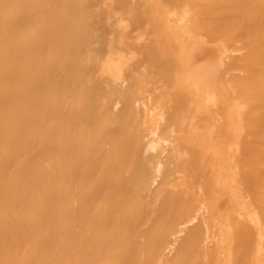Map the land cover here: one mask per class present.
Here are the masks:
<instances>
[{
  "label": "bare ground",
  "instance_id": "bare-ground-1",
  "mask_svg": "<svg viewBox=\"0 0 264 264\" xmlns=\"http://www.w3.org/2000/svg\"><path fill=\"white\" fill-rule=\"evenodd\" d=\"M156 2L146 1L152 10L146 17V47L151 68L165 59L169 80H164L172 86L164 89L154 74L146 73L147 80L140 65L132 66L136 54L126 56V50L122 55L108 50L98 70L85 64L84 76L83 0H0V264H201L202 258L205 264H264V0H178L166 10L155 9ZM139 5L138 16L144 3ZM85 10L92 17L94 11ZM123 22L118 23L121 38L129 27ZM235 50L246 52L235 56ZM128 63L138 72L128 73ZM96 72L113 80L133 72L136 100L144 97L148 103L141 99L136 105H147L143 116L149 124L169 103L165 91L178 94H171H176L172 100L184 111L171 116L174 106L166 116L179 118L184 127L179 138V131L176 136L175 129L160 128L176 136L174 142L170 137L174 145L166 164L130 154L131 147L140 152L147 128L154 125H145L139 131L146 135L136 138L141 123L134 129L130 118L139 112L135 94H126L133 99L121 118L106 114L109 120H101L97 88L85 85L98 81ZM229 85L241 98L252 95L242 102L255 111L246 121L248 137L236 102L230 101L234 109L224 106ZM154 123L156 128L148 130L150 149H164L163 134L154 138L159 122ZM197 167L205 171L207 192L204 185L193 186L202 179L192 171ZM167 208L175 214L165 221L161 213L168 214ZM194 211L195 219H202L194 229L201 228L182 242L170 241L186 230V212ZM211 240L215 253L209 251Z\"/></svg>",
  "mask_w": 264,
  "mask_h": 264
},
{
  "label": "rangeland",
  "instance_id": "rangeland-1",
  "mask_svg": "<svg viewBox=\"0 0 264 264\" xmlns=\"http://www.w3.org/2000/svg\"><path fill=\"white\" fill-rule=\"evenodd\" d=\"M136 1V0H135ZM135 1H130L131 3H133V4H131L130 2H128L127 0H122V2H121V0L119 1V0H112V1H105V0H83V4H82V7L84 8V12L82 13V27H81V31H82V33H81V38L83 39V44H84V56H83V58H85V61H82V69H85V64L89 67L90 65V67H95L97 70H98V65H99V68H101L100 66H101V64H102V60H104V58H105V55L108 53V50H111V51H114L116 54H121V52L123 51V50H126L125 52L123 51V53H125V55L127 56V53H128V56L130 57L131 55H132V53H135L136 55V58H135V60H132V61H134L133 62V64H132V66H134V64L136 63L137 65H140L139 67L141 68L142 67V65L144 66V67H142L141 68V70H140V68L139 67H136V68H134V70H132V67L130 68V70L131 71H135V70H137L136 72H138V68H139V72L140 71H143L145 74H143V72H140V74H142L143 75V77L144 76H146L148 73H152V74H154L155 75V80H156V82H158L157 84H158V86H159V88H162V89H164L165 87H167L168 85H171V84H166L165 83V80H166V82H168V80L165 78V77H167V75H165L166 73L168 74V71L166 70V68L168 67H166V65H164L165 64V59H163L162 60V58H161V60L164 62V64L162 63V61H160V59L158 60L157 58H160L159 56H158V54H157V56H156V60H158L159 61V64L161 65V67H160V65L158 64H155L156 62H158V61H156V62H153V64L154 65H156V67H154V68H156V69H153V68H151L150 67V63H149V54L148 53H150V52H148L149 51V49L147 50V47H146V44H148V33H145L146 32V28H147V16L149 15V11L151 10V6H150V4L149 3H146V1L147 0H141L142 2H138V0L135 2ZM144 1V2H143ZM158 3H157V2ZM117 2V3H116ZM140 3V4H143L144 3V5H142V7H141V9L140 10H143V13L144 12H146V10H147V15H146V13H144V15H143V13H142V16L140 15V13L142 12V11H140L139 10V16H138V10L137 9H139L140 8V5L138 6V7H136L137 6V4L138 3ZM155 2L157 3L156 5H154V4H152L153 5V7L155 8V9H157L156 7H158L159 6V9H162V10H166V8H167V5L169 6V7H171V9H173L174 8V5L175 4H177V3H179L178 2V0H174V3H172L173 2V0H155ZM175 2H177V3H175ZM118 3H121V5L120 4H118ZM136 3V4H135ZM171 3V4H170ZM122 4H124V5H122ZM127 4V5H126ZM147 4H149L148 6H147ZM131 5V6H130ZM146 5V6H145ZM172 5V6H171ZM87 6V8H88V10H89V12L90 11H94V13H93V15H92V17H89L88 16V14L85 12L86 10H85V7ZM117 6H120V7H117ZM136 7V8H132V7ZM165 6V7H164ZM173 7V8H172ZM175 7H176V5H175ZM121 10H120V9ZM130 8H132V10H134V11H132ZM114 9V10H113ZM126 9V10H125ZM144 9H145V11H144ZM118 12H117V11ZM130 11V13H128L129 11ZM114 11V12H113ZM128 11V12H127ZM136 11V12H135ZM152 11V10H151ZM126 12L128 13V15L129 16H131V18H129V16L128 15H126ZM116 13H117V15H116ZM133 13H135V15H133ZM112 15V16H111ZM124 15H126V16H124ZM144 16V17H143ZM114 17V18H113ZM118 17V18H117ZM122 17V18H121ZM128 17V18H127ZM139 17H140V19H139ZM141 18L142 19H145V20H142V21H140L141 20ZM159 17H156V19L157 20H160V19H162V18H159ZM108 21H107V20ZM126 19V20H125ZM147 19V20H146ZM122 20H124V22L123 23H129V27L126 29V30H124L123 32H125L124 33V35H125V38H121L119 35L117 36V34H119L118 32H119V27H118V23H121L122 22ZM146 23V24H143L142 25V23ZM141 25V26H140ZM146 27V28H145ZM112 31V32H111ZM121 31V30H120ZM114 32H116V36H113L112 37V35H114V34H112V33H114ZM94 35H96L93 39L91 38L92 36H94ZM88 36H89V38H88ZM115 37L117 38V39H115ZM127 38H129V39H127ZM125 40V42H127V44H123L122 42L123 41H121V40ZM106 40H108V41H106ZM115 40H117V41H115ZM109 41H111V43L109 42ZM115 41V42H114ZM119 41V42H118ZM114 42V43H113ZM90 44V47H88V45ZM239 44H241V42L240 43H238V45ZM242 45V44H241ZM148 46V45H147ZM241 47V46H240ZM133 50V51H132ZM121 51V52H120ZM128 51V52H127ZM147 51V52H146ZM175 51V50H174ZM106 52V53H105ZM127 52V53H126ZM245 52H246V50H245ZM244 52V50H242V52H236V50H235V52H233L232 54H236L235 56H238L239 54H241V53H245ZM139 54V55H138ZM122 55V54H121ZM125 55H123V57H124V59H126L127 57H125ZM134 55V54H133ZM147 55V56H146ZM242 55V54H241ZM240 56V55H239ZM104 57V58H103ZM128 57V58H129ZM145 57V58H144ZM133 58V59H134ZM171 58V57H170ZM173 58V57H172ZM89 59V61H87V60ZM100 59H101V61H100ZM146 59V60H145ZM128 60V59H127ZM140 60V61H139ZM87 61V62H86ZM142 61V62H141ZM89 62V63H88ZM138 62V63H137ZM145 62V63H144ZM162 64H161V63ZM129 63H130V65H131V62L129 61ZM129 63H128V73H129ZM143 63V64H142ZM142 64V65H141ZM162 65H164V67H166V68H164ZM87 67V68H88ZM163 67V70L161 69ZM159 68V69H158ZM144 69V70H143ZM146 69H147V71H146ZM150 69H152V71L154 70V72H152V71H150ZM157 69H158V72H157ZM161 69V70H160ZM126 70H127V68H126ZM159 70H160V72H159ZM169 70V69H168ZM85 71V73H86V71H88V69H85L84 70ZM161 71H165V72H161ZM133 72H131L132 74H133ZM156 72V73H155ZM236 72H238L239 73V71H236ZM84 73V74H85ZM98 73V74H97ZM131 73L130 74H127V73H125V77H123V78H121V79H118V80H113V79H111L110 78V76L108 75V74H105V75H103V73H100V72H96V75H95V77L94 78H96V77H98V81H96V79L95 80H93L94 82H89V84H87V82L85 81V85L87 86V87H89V86H92V87H95V88H97V99L99 100L100 99V102H98L99 104H100V107H99V104H98V110H102L103 111V117H100L101 118V120H104V118H106L107 120H109V118H108V116H110V115H117V116H115L116 118L119 116V118H121V116H123V114H124V112H123V110H126V112L128 111V107H126V103H127V105L129 106V103H128V100L129 99H133V98H129L128 100H127V96H126V94L128 95L129 94V92H130V97H134V94H135V98H134V100H132V101H135V102H133L135 105H136V103H140V104H143V102L142 101H146V99H144V97L142 98H140L139 97V99L141 100L142 99V101H138L137 102V100L136 99H138V94H136V92H133V81H132V79H133V77L131 78V76H129V75H131ZM135 73V72H134ZM147 73V74H146ZM101 76H100V75ZM160 76H159V75ZM163 74V75H162ZM85 77H87V73L84 75ZM107 76V77H106ZM162 76H163V78H162ZM129 77V78H128ZM93 78V79H94ZM145 78V77H144ZM148 78V75H147V77H146V79ZM164 78H165V80H164ZM169 78V77H168ZM86 79V78H85ZM129 79H130V81H129ZM149 79V78H148ZM147 79V80H148ZM159 80H161L162 81V83L159 81ZM132 81V82H131ZM160 82V83H159ZM112 85H111V84ZM170 83V82H169ZM115 84V85H114ZM161 84H165L164 86H160ZM167 85V86H166ZM231 85V84H230ZM230 85H229V88H230ZM112 86H114V87H116L117 89V91L118 92H116L115 90H113V88H112ZM172 86V85H171ZM119 87V88H118ZM169 87V86H168ZM234 88V90H235V88L236 87H233ZM233 88H230V89H228L227 91V93H228V97H229V91L230 90H232V91H230V92H232L231 93V95H230V97H229V99H227L228 97H226V94H225V97H224V101H225V103H226V105H224L225 107L227 106V108H229L230 106H231V109L233 108L234 109V104H233V107H232V102L233 103H235L236 102V104H237V107L239 106V109L236 107L235 108V110L236 111H238L239 110V112L241 113V114H243V115H241L242 117H239V120L242 122V124H244V137L246 136V134H248V136H250L249 135V133L248 132H250V128L248 129V124H247V120L249 121V123L251 122V119H249L250 117H251V115L252 114H255V111H251V108L249 107V109H248V111H247V108H246V105L247 104H245V105H243V103L245 102V103H248L247 101H245V99L247 100L248 99V101L250 100V97L252 96V95H250L249 96V93H248V95H247V98H246V96L244 95V97L243 98H241L240 96H238L239 94H241V93H238L237 91H235L236 93H234L233 94ZM237 90V89H236ZM114 91V92H113ZM135 91V90H134ZM171 94H174V93H176L174 90H172L171 89ZM239 91V90H238ZM166 93L164 94V95H167V97H169V98H167V97H165V98H167L168 100H169V103H168V101H166V100H164V104L166 103H168L167 105H164V107H161V108H163V110L162 111H158V109L156 110V112H155V115H154V119H156V117H157V120H154V119H152V120H154L152 123L154 124H149L150 123V121L149 122H147L148 120V118L145 116H143V114H144V110H145V106L147 107V105H144V107H141V106H139V105H136V106H139V107H141V108H139V107H136L137 108V112H138V117H135V116H137V115H135V116H132V117H130L131 118V120H132V123L131 122H129V123H131L132 125H134V129H135V124H136V122H140L141 124V126H142V124H143V126L141 127V126H138L139 125V123L137 124V126L139 127V129L137 130L136 129V131H138L139 133H141L140 131L142 130V132H143V129H144V131L146 130V126L148 127L149 125L150 126H155V121L158 123V124H156V125H158V127L157 128H159V130L157 129V136H155L154 135V138L156 137H158V136H160V135H162L163 133V131H165L166 129H170L172 132H173V129H175L174 130V132L173 133H175L176 134V136L178 135L176 132H178L179 133V135H178V138H179V136H180V130L182 129V128H184V127H182V128H180V124H181V122L180 121H177V119H179V118H177V114H178V110H179V113L180 112H183L184 111V107H181V105L180 104H178V106L176 105V102L175 101H173L172 99H174L175 100V97H176V94H175V96L173 95V97H172V95L171 94H169V96H168V93L170 92L169 90L167 91H165ZM164 93V92H163ZM238 93V94H237ZM136 95H137V97H136ZM178 95V94H177ZM233 95V96H232ZM235 95V96H234ZM236 96H238L237 98H235ZM242 96H243V94H242ZM249 97V98H248ZM226 98V99H225ZM237 99L236 101H235V99ZM238 98H239V100H238ZM245 98V99H244ZM126 100H127V102H126ZM177 100L179 101V98L177 97ZM176 100V101H177ZM222 100V99H221ZM226 100H227V102H226ZM130 101V100H129ZM145 101H144V103H145ZM172 101V102H171ZM224 101H222V103L220 102V104L221 105H223V104H225L224 103ZM230 101H232V102H230ZM251 101V100H250ZM142 102V103H141ZM175 103V104H172V103ZM238 102V103H237ZM240 102H241V105L242 106H244L243 108H241L240 107ZM243 102V103H242ZM184 103H185V101H184ZM252 103V102H251ZM146 104H148L147 103V101H146ZM219 104V105H220ZM228 104V105H227ZM229 104H230V106H229ZM133 105V104H132ZM249 105H250V102H249ZM252 105V104H251ZM143 106V105H142ZM166 106H168V107H166ZM175 106V107H174ZM253 106V105H252ZM124 107H126V109L124 108ZM170 107V108H169ZM173 107H174V109H175V111H173L174 109H173ZM220 107V106H219ZM224 107V108H225ZM168 108V109H167ZM183 109L182 111H181V109ZM223 108V107H222ZM141 109H143V113H142V110ZM159 109V110H160ZM171 109V110H170ZM238 109V110H237ZM244 110V111H247V112H245V115H244V111L242 112V110ZM141 110V111H140ZM167 110H168V112H172V115L171 116H174V114H176L175 115V119H176V121L179 123H177V122H175L174 120H172V118L173 117H171V116H166L167 114L169 115V113L167 112ZM223 110V109H222ZM234 110V111H235ZM252 110H254V109H252ZM101 111V112H102ZM157 111L159 112L158 114L159 115H157ZM136 112V113H137ZM162 112V113H161ZM176 112V113H175ZM222 112V111H221ZM249 112V113H248ZM253 112V113H252ZM123 113V114H122ZM165 113V114H164ZM167 113V114H166ZM101 114V113H100ZM106 114H108V116L106 115ZM120 114H121V116H120ZM160 114H162L161 115V117L163 116H165V118H163V119H161V117H160ZM246 114H247V116H246ZM251 114V115H250ZM105 115H106V117H105ZM250 115V116H249ZM101 116V115H100ZM111 116V117H112ZM243 116H246L247 117V119L244 121V119H245V117H243ZM114 117V118H115ZM144 117V119H141V118H143ZM167 117V118H166ZM103 118V119H102ZM113 118V117H112ZM113 118V119H114ZM130 118H129V121H131L130 120ZM135 120H137V118L139 119V120H141V121H133L134 119ZM146 118V119H145ZM158 118H160L161 119V121H158V120H160V119H158ZM240 118H243V119H240ZM105 119V120H106ZM150 119V118H149ZM143 120V121H142ZM146 120V121H145ZM166 120V121H165ZM167 120H169V123L167 122ZM170 120H172V121H174V124L172 123V121H170ZM117 121V120H116ZM116 121H114L115 123H116ZM127 121H128V119H127ZM146 122V124H145V122ZM186 121H188V120H186ZM244 121V122H243ZM119 122V124H120V122L121 121H117V123ZM126 122V121H125ZM143 122V123H142ZM161 122H164V123H162V127H159V125L161 126ZM168 124H167V123ZM115 123H114V125H115ZM116 123V124H117ZM127 123V122H126ZM128 123V124H129ZM148 123V124H147ZM166 123V124H165ZM183 123V122H182ZM119 124H117L118 126H119ZM163 124L164 125H167V126H163ZM173 124V125H172ZM247 124V125H246ZM146 125V126H145ZM177 125V126H176ZM186 125V124H185ZM117 126V127H118ZM129 127H131L130 125H128ZM136 126V128H138ZM145 126V127H144ZM153 126H152V128L151 129H153ZM169 126V127H168ZM247 126V127H246ZM166 127V128H165ZM186 127V126H185ZM143 128V129H142ZM155 128H156V126H155ZM163 130V128H164V130L161 132V129ZM180 128V129H179ZM133 129V130H134ZM141 129V130H140ZM148 130H151L150 129V127L149 128H147ZM178 129V130H177ZM140 130V131H139ZM148 130H146L147 131V134L149 135V138L148 137H146V136H144V138H143V141H144V143L142 144L143 145V147H141V150H140V152H138V153H143V152H146L145 153V155H144V153L141 155V154H138V153H135V152H133V151H131V149L133 150V147H131V149H130V154L131 153H134L135 155L137 154V156L136 157H134L133 156V158H135V159H139L140 157H142L143 156V158L144 157H146L148 160H150V161H152V160H156V158H159V159H161V161L163 160V163H164V161H165V164H166V161H168V160H166V159H170V153L169 152H171L172 150H173V145H174V143H172V142H174L176 139H175V137L176 136H174L175 134H173L170 130V132H168V134L166 133V132H164V134L161 136V138L163 137V139H162V141H161V143L163 142L164 144H165V147H164V149H163V145L161 144V147L162 148H156V150H154V149H150V144L151 143H149V140L150 139H152L153 137H151L152 135L151 134H149L150 133V131H148ZM136 131H134V133H136ZM176 131V132H175ZM248 131V132H247ZM149 132V133H148ZM245 132H246V134H245ZM136 134H138V133H136ZM136 134H133V135H136ZM146 135V132H144V133H141V134H138V136L136 135V138H138L140 135ZM169 134H173L172 136L171 135H169ZM132 135V134H131ZM168 135V136H167ZM165 136H167V137H169V140H168V138L167 137H165ZM174 136V137H173ZM248 136H246V137H248ZM134 137V138H133ZM130 136V140L132 141H137V139H135V136ZM146 137V138H145ZM151 137V138H150ZM170 137H171V139L173 138V141L170 139ZM159 138V137H158ZM157 138V139H158ZM167 138V139H166ZM149 139V140H148ZM166 139V140H165ZM170 140L172 141V142H170ZM130 144H131V142H129ZM133 143V142H132ZM142 143V142H141ZM149 143V146L147 145ZM178 143H179V140H178ZM134 144V143H133ZM132 144V145H133ZM145 144V145H144ZM131 145H129V147H130ZM172 146V147H171ZM181 146L182 145H180V147L178 148V150H181V153H182V150L184 149L183 148V146H182V148H181ZM158 147H160V145L158 144ZM171 148V149H170ZM143 149V150H142ZM170 150V151H169ZM148 151V152H147ZM180 152V151H179ZM184 153H188V151L187 152H185V150L183 151ZM180 153V154H181ZM191 153V152H190ZM168 154H169V156H168ZM189 154V153H188ZM188 154H184L185 156L186 155H188ZM132 155V154H131ZM138 155H139V158H138ZM150 155H154L153 157H151ZM130 156V155H129ZM155 156H158V157H155ZM189 156H190V154H189ZM193 156V155H192ZM167 157V158H166ZM181 158H182V156H180ZM186 157H188V156H186ZM191 157V156H190ZM189 157V158H190ZM194 157V156H193ZM192 157V158H193ZM132 158V156H130V159H133ZM145 158V159H146ZM188 158V160H190V161H192V159L190 158L189 159ZM142 158H140L139 160H141ZM146 159V160H147ZM183 159V158H182ZM193 159H195V158H193ZM143 160V159H142ZM184 160H187V158L186 159H184ZM155 163H157V161H154ZM164 164V165H165ZM195 165H193V167H194ZM199 167V166H198ZM197 167V168H198ZM197 170H199V168L197 169ZM197 170H192L194 173H195V171H196V173H195V175L197 174V177H202V175L203 174H205V171L204 170H199V172L197 171ZM191 171V172H192ZM191 173V175H193V177H192V180L193 179H196L197 177L194 175V173ZM201 172H203L202 174H201ZM200 174V175H199ZM207 174V173H206ZM156 176H157V179L159 180L160 179V172L159 171H157L156 172ZM204 176V175H203ZM204 178V179H203ZM206 178V175H205V177H202V179L200 178L199 180H198V178H197V180H198V182L199 183H195V182H197V180H194V183H193V186H194V184L196 185L195 187H197L198 185H200L201 184V188L203 187L202 185H204V187L205 186H208L209 187V184H208V181H207V178ZM203 181V182H202ZM205 181V182H204ZM158 181H156V183H157ZM193 182V181H192ZM206 182H207V185H205L206 184ZM155 183V184H156ZM204 183V184H203ZM157 185V184H156ZM156 185H154V186H156ZM199 187V186H198ZM208 187L206 188L205 187V189L204 190H206V192L208 191ZM166 197V196H165ZM164 209H165V207H164ZM163 209V210H164ZM163 210H161L162 212H166V209L163 211ZM167 210H168V214H162L161 213V215H163L161 218L164 220L165 219V221L166 220H168V219H166L167 218V216H169V214H170V211H169V208H167ZM171 213H174L173 211H171ZM199 213V212H198ZM159 214H160V212H159ZM175 214V213H174ZM173 214V215H174ZM186 214H187V216L188 217H190L191 219H192V221H190L191 219L189 218V223H187L188 225L185 227V231L184 232H182V233H179L178 235H173L172 237H171V239H170V241H176V240H179L180 239V242H182L181 240H182V238H184L186 235H188V233H192V232H194V231H196V230H199L201 227H200V225L201 224H199V226L197 227L196 225H198L197 223L200 221V220H202L201 219V216L199 217V216H197V217H199V218H197V219H195L196 218V215H198L197 214V212L195 213V211L194 212H192V213H190V212H186ZM173 215H171L170 214V216L168 217V218H170V217H172ZM156 216V215H155ZM186 215H184V220H188V219H186V217H187ZM194 220V221H193ZM166 223V222H165ZM164 223V224H165ZM194 224H196L195 225V228L196 229H194ZM145 226H147V225H145ZM191 227H193V228H191ZM203 228V227H202ZM216 232H218L217 230H215ZM186 232H187V234H186ZM207 241H209L210 242V240H207ZM206 242V241H205ZM199 243V242H198ZM179 243H177L170 251H171V253L172 254H174L173 253V251H174V249H175V247L178 245ZM207 245H209L210 243H206ZM205 244V246H206V249L208 248L207 247V245ZM148 245H150V242H148ZM180 245V244H179ZM203 245H204V242H203ZM195 246V245H194ZM204 246V247H205ZM211 246V247H210ZM210 246H209V248H212V249H210L209 250V248H208V250L209 251H213V253H215V249H214V247H213V240H211V244H210ZM195 248V247H194ZM194 251V250H193ZM194 252H196V250L194 251ZM199 252V251H198ZM186 254H189V252L188 253H186ZM197 253H195V256L196 257H198V254L196 255ZM171 256H174V255H171ZM188 256V255H187ZM172 258V257H171ZM169 261V260H168ZM168 261H164V260H162V262H160V263H158V264H168ZM203 261H205V260H203V258H202V260L200 261V263L201 264H205V262H203ZM211 263H212V261L214 262V259H210L209 260ZM234 264H238L239 262H240V260H234ZM238 262V263H237Z\"/></svg>",
  "mask_w": 264,
  "mask_h": 264
}]
</instances>
